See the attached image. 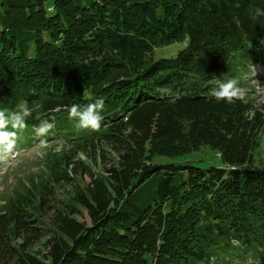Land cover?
<instances>
[{"label":"trees","instance_id":"obj_1","mask_svg":"<svg viewBox=\"0 0 264 264\" xmlns=\"http://www.w3.org/2000/svg\"><path fill=\"white\" fill-rule=\"evenodd\" d=\"M174 43L185 45L175 58H152ZM256 65H264V0H0V111L31 110L23 128H8L14 148L28 149L45 121L70 153L49 159L45 179L0 207V264L264 255V103L214 96L229 80L242 87ZM97 99L100 127H80L71 107ZM102 145L109 166L72 183L62 165L76 173L73 159ZM203 147L218 167L154 163ZM59 183L71 188L66 203Z\"/></svg>","mask_w":264,"mask_h":264},{"label":"rangeland","instance_id":"obj_2","mask_svg":"<svg viewBox=\"0 0 264 264\" xmlns=\"http://www.w3.org/2000/svg\"><path fill=\"white\" fill-rule=\"evenodd\" d=\"M183 43H174L166 47L155 48L152 53L154 60L161 58H175L177 54L184 49ZM242 87H237L236 96L239 98L255 99L258 104L264 103V65L252 67L241 77ZM33 129V138L30 147L19 146L11 150H5L0 146V207L17 190H20L24 184L31 180L39 181L45 179L48 174V160H53L57 156L58 163L64 154L68 152L69 146L61 138H57L51 129L44 135H41L38 129ZM46 136V137H45ZM44 137L46 139H44ZM15 138V137H13ZM27 147V145H25ZM29 146V145H28ZM27 150V151H26ZM112 154L105 146H100L96 153L91 156L78 154L73 160L78 162L79 167L76 173L67 171L62 165V170L67 173L69 179L74 184L88 182V177L80 175V172L89 171L92 174L101 175L105 166H109ZM257 158L264 164V136H262ZM154 163H185L196 167H218L220 165L217 154L208 147H203L197 152L178 158L156 157ZM56 198L62 202H67L71 196V188L63 183L55 187ZM85 215L83 214L84 218ZM86 218V217H85ZM84 218V219H85ZM213 264H264V255H252L242 251L233 250L228 254L220 253L213 259ZM211 263V264H212Z\"/></svg>","mask_w":264,"mask_h":264},{"label":"clouds","instance_id":"obj_3","mask_svg":"<svg viewBox=\"0 0 264 264\" xmlns=\"http://www.w3.org/2000/svg\"><path fill=\"white\" fill-rule=\"evenodd\" d=\"M237 93V81L229 80L221 84L215 91L214 96L218 99L231 100ZM104 107V101L97 99L93 103H89L81 110L79 105H73L69 111L71 117L77 118L79 126L83 128L97 129L100 127L103 120L101 115ZM31 115V110L27 103L21 105L17 111L11 113H4L0 111V146L5 150H11L14 147L15 141L13 139L14 133L8 131L9 126L12 128H23L25 126L26 118ZM51 125L47 122L42 124L38 129L41 135L49 131Z\"/></svg>","mask_w":264,"mask_h":264}]
</instances>
